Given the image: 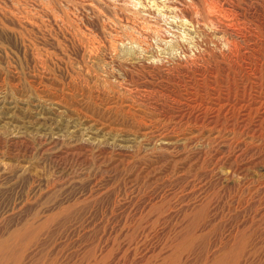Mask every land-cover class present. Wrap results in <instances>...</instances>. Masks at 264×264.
I'll return each mask as SVG.
<instances>
[{
  "label": "rangeland",
  "instance_id": "1",
  "mask_svg": "<svg viewBox=\"0 0 264 264\" xmlns=\"http://www.w3.org/2000/svg\"><path fill=\"white\" fill-rule=\"evenodd\" d=\"M0 264H264V0H0Z\"/></svg>",
  "mask_w": 264,
  "mask_h": 264
},
{
  "label": "bare ground",
  "instance_id": "2",
  "mask_svg": "<svg viewBox=\"0 0 264 264\" xmlns=\"http://www.w3.org/2000/svg\"><path fill=\"white\" fill-rule=\"evenodd\" d=\"M6 248V247H5Z\"/></svg>",
  "mask_w": 264,
  "mask_h": 264
}]
</instances>
